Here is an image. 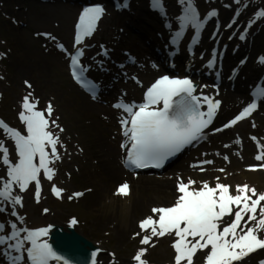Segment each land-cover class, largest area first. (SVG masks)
Here are the masks:
<instances>
[{
	"label": "snow or ice",
	"instance_id": "snow-or-ice-1",
	"mask_svg": "<svg viewBox=\"0 0 264 264\" xmlns=\"http://www.w3.org/2000/svg\"><path fill=\"white\" fill-rule=\"evenodd\" d=\"M150 3L154 10L166 15L162 0H150ZM178 3L183 6V14L178 17L181 30L173 34L172 43H177L184 35V29L189 27L194 30L192 40L195 43L205 24L217 16V12L211 10L201 18L193 0H178ZM234 3L242 5L243 0H234ZM252 3L254 0H249L243 7L247 8ZM115 6L117 9L127 8L128 0H119ZM104 11L105 9L98 5L83 9L76 25L74 52L67 53L62 44L56 45L68 55L72 78L89 92L93 99L97 98V85L86 75L90 68L82 63L84 49L78 46L83 44L85 38L92 36ZM239 14L238 7L233 21ZM261 18H264V8H258L252 14L244 31L239 33V39L244 40L248 28ZM232 26L231 23L227 25ZM41 35L55 39L48 33ZM231 38L230 36L229 39ZM101 48L99 54L107 55L103 46ZM216 55L213 50L212 58L207 64L209 68L215 65ZM259 62L264 64V57H260ZM25 85L31 87L27 81ZM197 92L198 86L190 78H172L164 75L147 87L143 102L126 103L119 100L113 104L114 108L126 114L119 118L122 135L125 137L121 149L126 151L123 161L126 168H161L170 158L206 138L205 130L212 124L221 102L204 95L202 91L200 94ZM252 96L251 102L233 119L213 131L221 132L249 117L258 107L256 97H264V88L257 86ZM38 104L39 101L31 92L22 97L18 119L24 126L23 133L0 119V131L5 139L12 141L16 156L13 162L5 139H0V165L6 168V178L0 177V214L10 208V215L19 221L24 218L19 215L16 206H22V197L14 192V188H18L22 193L30 184L35 183L34 196L39 202L41 173L47 180L53 179L55 169L50 165L60 159L58 146L63 147L54 129H59L60 132L64 129L52 119V104L48 103L43 110L38 108ZM250 138L257 142L258 151L254 159L261 163L250 165L248 170L264 169V145L259 144L256 137ZM234 143H240L239 137ZM224 159L227 161L228 157L225 156ZM212 163L211 160H204L191 167L204 171L203 165ZM217 171L223 172L224 169ZM216 180L214 187L210 186L208 181H201L200 187L195 188L193 186L196 181L189 178L185 183L182 178L177 177L178 196L175 203L167 207H153V215L139 222L141 233H147L140 239V244L150 245L153 237L174 236L171 244L175 252L174 264H194V257L200 251L206 252L204 264H238L251 254L264 250V235H261L264 233V192H257L255 188L244 184L236 185V194H232L230 185L219 182V177ZM51 191L59 198L63 189L53 185ZM129 193L130 186L127 182L119 185L115 192L118 196H128ZM82 195L83 193L76 192L69 199ZM47 211L45 209V212ZM229 217L230 222L225 223V218ZM76 223L73 218L69 225L71 227ZM52 228V225H48L29 229L18 227L14 222L0 221V256L7 260V264H49L50 261L71 264L68 258L55 251L49 243L47 237ZM135 235L139 236L140 233ZM99 251L97 249L91 252V264H97ZM145 254L146 248H140L132 257L135 264H148L147 260L143 259ZM109 255L114 256L112 253ZM258 264H264V260Z\"/></svg>",
	"mask_w": 264,
	"mask_h": 264
},
{
	"label": "bare ground",
	"instance_id": "bare-ground-1",
	"mask_svg": "<svg viewBox=\"0 0 264 264\" xmlns=\"http://www.w3.org/2000/svg\"><path fill=\"white\" fill-rule=\"evenodd\" d=\"M78 1L81 0H75L73 3ZM105 1L111 2L113 0ZM248 3L249 0H243V4ZM93 4L94 3H90L87 6H91ZM128 4L129 6L127 8H123L118 14H114L109 20L105 19L103 21V25L105 23V26L107 24V27L104 33H101L102 31H100L101 34L98 35V39H100V41L109 49V59L104 60L101 56L95 57L94 54L87 56L86 59V63L92 64L93 66L91 73H93L95 68L98 66L97 62L103 61L99 67H105L106 69L104 79L102 81L104 85L101 90V93L105 96L114 94L117 90L115 87V81L112 84L107 83V79L112 82L111 75L117 76L119 74L120 77L126 76L124 74V67L127 64L135 65L139 62L146 65L149 59H156L158 61H162L163 63H167V51L174 52V63L176 65H181L182 67H187V72L192 73L195 76L202 74L203 76L212 77L213 72L216 69V65L209 68L208 66L203 65V61L209 54L210 47L216 38H220V42H225L228 45V52L226 56L222 60L216 58L217 62L219 60L221 61L220 71L222 74V84L223 86L227 85V83H233L234 85L233 90L230 89L231 91H227L224 94L223 104L217 112V117L219 119L227 116L237 107V105L240 104V102L245 98L247 87L250 83H252L253 79L255 80L256 78L264 75V64L256 63L255 61L256 56L261 54V51L264 49V29L262 30L264 26V18L257 20L253 27L248 28L246 33L247 37L244 42H240L236 38L231 41H224V35L226 32L230 33L234 29L240 31L245 29L247 23H244V20L247 18L248 14L250 18L254 10L264 8V0H254V3L247 8L243 7V4L237 5L234 3V0H195L193 4L201 18L211 10H216L217 16L211 18L206 23L202 44L199 48H197L193 57H189L185 49L186 42L193 29L190 27L184 29V35L179 38L177 43H172L173 34L176 31L181 30L178 17L183 14V6L178 3V0H164V11L166 15H162L161 13H157L155 11L151 12L146 0H128ZM238 7L240 9L238 21L230 29H223L224 22L228 20ZM56 12L60 17H62L63 15H66L68 11L65 6H61V8H57ZM1 19L2 17L0 16V20ZM216 22L220 24V28L215 38L210 39L213 26ZM46 32H50V30ZM57 32L60 33L61 30H58ZM46 38L47 39L45 41L37 38L36 40L41 41L44 45H47L46 47L51 49L52 55H58L59 57L57 59L59 62H48L47 70L40 72L42 76H44L45 72H50L52 70L55 72L56 65H60L62 67L61 60L63 52L52 47V45L55 47L57 38L54 40L48 37ZM19 40L21 42L22 38ZM23 40V47L21 46L22 48L20 51L24 50V48L25 50L33 48L26 42V39ZM88 45H90V43ZM138 49H140V51H138ZM93 50L94 44L91 43V48L88 53H93ZM91 57L92 60H89ZM128 57H132L133 61L129 62ZM241 59H244V62L241 65H238L237 61ZM93 61L96 62L95 65ZM115 63L122 64V68L118 69L114 67L113 65ZM13 67L14 73L11 75V78H13L12 85H14V81L16 80L15 75L18 79L19 74L28 76L30 73V77L33 78V76H35L33 69L36 68H33V65H31L25 58L18 59V61L14 63ZM129 70V68H125V73ZM232 70H235V73L232 80L230 79L228 82L226 81V76ZM182 71L184 70L182 69ZM143 72L144 73H142V75H139L142 78L150 74L146 70ZM162 72L166 73L165 71ZM173 76H179L182 78L187 77L188 75L181 74ZM127 80H129L128 77ZM195 81L197 82L196 79ZM16 84H18V81ZM126 85L132 88L134 92H136L138 88L137 84L134 85L132 83H127ZM209 87L212 86L209 85ZM52 89L56 100L54 97H51L47 101H43L42 106L45 109L47 104L51 103L53 106L52 119H55L56 123L63 128L64 131L69 133L73 132L74 134L71 135L74 138L75 146H65L66 154H64L61 149V161L64 159L70 160V158H78L79 160L81 159V161H76L77 167L84 168V165H90L87 163V159H94L99 156L102 157L104 161L103 167L109 171V174L115 177L126 176L131 181V190L134 195V199L130 205L126 204V206H119V208L121 207L119 209L121 217L138 211H142L144 213L140 219H135V222H132V219L127 220L126 226L130 227L127 228L125 225H121L119 231L120 241H124L126 237V234L124 233L125 228H131V234L129 236V240H131L130 244L124 242V250L118 248L120 243H116V246L110 245L107 252L114 254V256H99L98 264H135L132 257L140 248H146V254L143 259L147 260L148 264H154L156 258L155 254L163 255L164 252H166V255L167 253L168 255L173 254V249L169 247L168 242L164 244L162 251L157 250L156 252L152 244L153 238L150 245H141L140 239L147 233H141L138 225L142 219L149 215H153L151 212L153 207H167L171 206L173 202H175V199L178 196V193L176 192L177 177H180L183 180L185 179L186 181H188L189 178L196 181L197 183L193 186L195 188L200 185L201 181H208L214 187L217 182L216 178L219 177V182L231 186V192H236V185H250V182H254L255 185H253V188H255L257 192H264V169L251 171L248 170L249 167L245 166L247 163H254L256 161L254 157L257 155L258 151L257 142H254L250 137H256L259 144L264 145V112L262 113L259 124L256 122L252 123L253 121H246L239 124L235 127V129H231V132H235L236 129L244 127V125L248 123L251 125L250 128L242 131L240 134L232 135L227 141H225V143H202V145L196 147L197 150L188 149V152H185L184 157L174 163L170 171H165V173L155 175H133L127 174V172L123 171L121 163L119 162L120 151L115 145V142L122 137L117 134H113L109 130V127L117 125L118 119L106 111L101 104L88 99L83 91L76 87L72 81L65 83L60 82ZM197 94H200L199 90ZM134 96L131 98L132 100L136 98V96ZM216 96L217 95H214V97ZM33 97L35 98V96ZM20 100H22V98ZM20 103L21 102L19 101V105ZM59 113H61V115H59ZM61 117H63V120H61ZM100 122L107 124L104 129H101L102 127ZM253 124H255V127H253ZM58 135L60 141L62 142L63 139L61 133L58 132ZM237 137L240 139L239 144L234 143ZM7 141L8 140L5 139V142ZM225 145H229V147H225ZM207 147H211L214 150L208 154L202 153V150ZM9 150L10 154L13 155L15 153L13 147H10ZM190 151H193L194 155L188 156ZM217 153H219V155H217ZM225 156L228 157L227 161L224 159ZM204 160L213 161L212 164L203 165L204 171H201L198 167H191V165ZM176 167L177 169H174ZM215 168H223L225 171L223 173H216ZM0 176L6 178V168L2 165H0ZM14 192L20 195L18 188H14ZM110 202L107 203L108 206H113ZM262 204H264V202H262ZM16 210L18 212V206H16ZM4 214L10 215V208L9 211L4 212ZM59 220H61L60 222L64 228L70 226L67 219ZM75 220L77 221L76 224H79V220ZM117 220L123 222L125 219ZM0 221L10 222V220L4 215L0 216ZM16 221L18 222L17 219ZM94 222V224L99 226L97 224L100 223L99 219H94ZM51 223H53V221L50 219L45 225ZM37 224L38 223L33 225L31 218H27L23 221V225L25 227L36 226ZM136 233H140V235L136 236ZM261 235H264V233ZM122 251H127L128 256L124 255ZM260 251L261 250L257 253L251 254L248 258H245L244 260H247L244 264H258L259 261L264 260V252L261 253ZM81 252L82 251H79L78 254L81 255ZM257 256L259 257V261H256L258 258ZM0 264H7V262L2 258L0 259ZM54 264L58 263L55 262Z\"/></svg>",
	"mask_w": 264,
	"mask_h": 264
},
{
	"label": "rangeland",
	"instance_id": "rangeland-1",
	"mask_svg": "<svg viewBox=\"0 0 264 264\" xmlns=\"http://www.w3.org/2000/svg\"><path fill=\"white\" fill-rule=\"evenodd\" d=\"M147 1L148 0H146V2ZM78 5L79 3L62 1L43 2L40 0H0V16L2 17L0 20V114L8 119V121L14 126L23 127L18 119V112L20 111L19 101L21 102L20 99L23 96L31 92L32 95L35 96V99L39 101L38 108L43 110V101H47L51 97H54L56 100L52 88L56 87L60 82H70L66 73L64 53L61 60L62 67L56 65L55 72H53L54 70L45 72L44 76L40 74V72L47 70L48 62L56 63L59 56L52 55L51 49L46 47L47 45L42 44L41 41H37L36 38L45 41L46 36L41 34L51 33L53 37L57 38L55 47L57 44L64 45L63 43L66 41L69 42L70 20ZM61 6H65L68 11L67 14L62 17L56 12L57 8H61ZM105 7L106 11L108 10V18L106 17V19L109 20L113 17L114 13L111 10L109 2L107 4L105 3ZM100 27L103 29L104 25L101 24ZM49 30L50 32H46ZM58 30H61V32H57ZM21 38L22 41L20 42L19 39ZM23 39H26V42L33 48L28 50H25L24 48V50L20 51L23 47ZM94 42H96V40H94ZM52 47L55 49L53 45ZM138 51H140V49H138ZM21 58L27 59V61L33 65V68H36L33 69L35 76L32 78L29 75L30 73L28 76L19 74L18 79L15 75L16 80L14 81V85H12L13 78H11V75L14 73L13 65ZM129 68L131 69L130 75L134 76L137 72V68L132 66ZM17 81L20 86L16 84ZM25 81L31 85L30 88L25 85ZM263 107L260 113L255 116L254 122L260 123L259 121L262 117L261 112H264ZM59 115H61V113H59ZM61 120H63V117H61ZM100 123L102 127L101 129H104L105 124L102 122ZM250 126L251 125L246 124L244 127L238 128L233 135L238 134L241 128L246 127V129H248ZM54 130L60 132L59 129ZM60 133H62L63 147L58 146L59 155L61 149L62 152L66 154L65 145L75 146L74 138L72 136L74 135L73 132L69 133L63 131ZM3 138L2 131H0V139ZM225 138L226 136L223 139ZM207 149L210 150L212 148ZM15 158L16 156L14 155L12 158L13 162L15 161ZM70 160L64 159L61 161L60 158L54 164L50 165V167L55 169V175L51 181L44 178L41 173L40 179L43 183V193L39 202L34 200L31 196L32 188L23 192L21 195L22 206L18 205L19 215L23 214L24 211L23 217H27V214L28 218L32 219L33 225L38 223L36 225L37 227L44 226L50 219L53 221L52 224L60 226H62V224L59 219H67L69 221L73 218L78 219L79 224L74 225L75 231L98 245L103 250L101 256L108 255L109 253L107 252V249H109L110 245L116 246V243H120L118 248L124 250V242L130 244L131 241L129 240L131 228L127 229L130 226H126V221L132 219V222H135V219H140V217L144 215L142 211L129 215L126 214L122 217L119 214V209L122 206H126V204L130 205L134 199L130 179L126 176L115 177L109 174V171L103 167L104 161L100 156L94 159H87V163L90 165H84V168L77 167L76 161H81V159L70 158ZM259 163L261 162L255 161L254 163L247 164L258 165ZM174 169H177V167ZM170 170L171 169H168L167 171ZM215 171L221 173V171H217V169ZM183 181L187 183L185 179ZM121 182L129 183L130 193L128 196L117 197L115 195V185ZM53 185L63 189L59 198L50 192V187ZM253 185H255V183L250 182L249 186L253 187ZM199 187L200 186L197 188ZM76 192L83 193V195L78 198L73 197L72 199H69V197ZM231 193L236 194V192ZM108 202L112 203L113 206H108ZM119 206L121 207L119 208ZM45 209L48 211L45 212ZM94 219H99L100 223H97L99 226L94 224ZM117 219L125 220L120 222ZM228 219L230 220L231 218L229 217ZM121 225L127 227L124 230V233L126 234L124 241H120L119 238ZM18 226L24 227L19 220ZM168 238L170 240L172 239L169 236L160 238L153 237L154 240L152 244L155 252L157 250H163L162 248L164 244H166ZM122 253L128 256L127 251H122ZM155 257L154 263L167 262L172 257V254L168 255L167 253L166 255V252H164L163 255L155 254Z\"/></svg>",
	"mask_w": 264,
	"mask_h": 264
},
{
	"label": "water",
	"instance_id": "water-1",
	"mask_svg": "<svg viewBox=\"0 0 264 264\" xmlns=\"http://www.w3.org/2000/svg\"><path fill=\"white\" fill-rule=\"evenodd\" d=\"M52 226L50 243L55 251L68 258L71 264H91V252L97 250V247L73 229L67 233L60 226ZM79 251H82L81 255L78 254Z\"/></svg>",
	"mask_w": 264,
	"mask_h": 264
}]
</instances>
